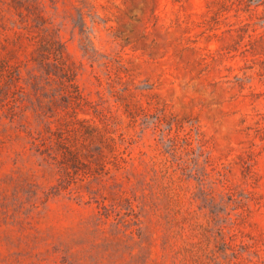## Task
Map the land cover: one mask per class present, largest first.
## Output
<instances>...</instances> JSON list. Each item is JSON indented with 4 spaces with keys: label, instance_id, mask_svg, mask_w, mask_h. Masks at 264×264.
<instances>
[{
    "label": "rangeland",
    "instance_id": "obj_1",
    "mask_svg": "<svg viewBox=\"0 0 264 264\" xmlns=\"http://www.w3.org/2000/svg\"><path fill=\"white\" fill-rule=\"evenodd\" d=\"M0 264H264V4L0 0Z\"/></svg>",
    "mask_w": 264,
    "mask_h": 264
},
{
    "label": "trees",
    "instance_id": "obj_2",
    "mask_svg": "<svg viewBox=\"0 0 264 264\" xmlns=\"http://www.w3.org/2000/svg\"><path fill=\"white\" fill-rule=\"evenodd\" d=\"M250 2L251 1H256V2H260V3H262V4H264V0H249ZM44 47H47V44H45L44 45ZM52 55H53V59H54V64L56 65V67L59 69V68H61V55H60V52L59 51H54L53 53H52ZM65 73H66V75H67V77H66V86L67 87H71L73 84H72V78H71V75L67 72V70H64V68L62 69ZM70 154L72 155V156H74L75 155V153L73 152V151H70Z\"/></svg>",
    "mask_w": 264,
    "mask_h": 264
}]
</instances>
